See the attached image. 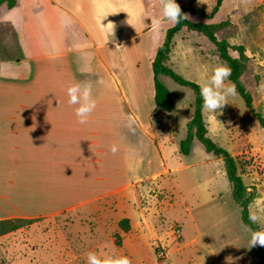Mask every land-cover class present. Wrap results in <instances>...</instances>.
<instances>
[{
  "label": "crops",
  "instance_id": "obj_1",
  "mask_svg": "<svg viewBox=\"0 0 264 264\" xmlns=\"http://www.w3.org/2000/svg\"><path fill=\"white\" fill-rule=\"evenodd\" d=\"M147 11L145 0H17L12 9L0 6V91L16 92H0V220L35 221L86 209L98 216L107 237L98 247L108 245L131 264L168 261L157 258L153 242L165 245L170 235L163 228L156 231L138 189L188 166L176 165L177 152L175 160L166 159L164 145L154 135L153 124L168 123L170 112L155 108L152 62L164 29L162 23H152ZM219 14L200 18L217 23ZM5 27L12 39L3 33ZM244 49L248 64L256 66L259 58L249 47ZM63 80L92 82L97 106L87 123L78 122L67 93L52 91V84L63 85ZM132 137L140 144L138 156L125 144L112 151L120 149L121 139L128 143ZM136 162L156 166L136 177ZM215 178L204 174L200 181L209 185ZM129 196L135 198L131 204ZM123 219L129 222L127 232L119 228ZM16 233L0 237L4 254L14 264H33L35 249L31 257L11 254L8 245ZM205 236L197 228L186 245L197 244L208 253L210 259L203 264H222Z\"/></svg>",
  "mask_w": 264,
  "mask_h": 264
},
{
  "label": "rangeland",
  "instance_id": "obj_2",
  "mask_svg": "<svg viewBox=\"0 0 264 264\" xmlns=\"http://www.w3.org/2000/svg\"><path fill=\"white\" fill-rule=\"evenodd\" d=\"M216 1L179 0L181 5H190L207 13L212 10ZM145 2L149 19L162 17L159 0ZM219 11L215 21H227L229 25L216 33L217 40H226L232 45H241L246 49L249 47L259 58L256 66L247 65L241 82L252 96L254 111L264 118V94L257 92V87L264 81V0H251L247 6L242 4L241 0H222ZM187 16L194 22H204L199 16L190 13H187ZM173 25L170 21L162 22L164 34ZM2 31L12 39V33L6 27ZM213 51L214 46L203 35L182 29L173 38L167 65L183 79L199 84L210 75L214 65L222 63L213 56ZM13 55L15 56L16 52ZM230 55L235 57L232 52ZM63 81V85L52 84V88H56L52 91L67 93L66 89L72 82ZM160 82L169 90L174 108L167 116L168 123L153 124L157 126V133L154 135L158 142L164 145L166 159L175 160L177 152L180 159L176 161V165L188 168L161 177L157 181L139 185L141 201L149 208L150 220L156 231L163 228L170 235L165 245L159 240L153 242L157 258L164 260L169 257L163 264H203L209 260L208 253L202 247L197 244L186 245L195 236L198 228L206 233L205 237L213 249L215 258L222 264H256V246L250 248V237L242 227L239 208L231 198V188L222 162L207 154L195 138L190 141L189 154L181 153V142L186 138L187 123L193 113V92L178 86L168 77L162 78ZM45 87L47 88L46 85ZM0 92L16 94L4 89ZM202 114L208 137L234 157L239 175L254 196L249 209L264 214V128L259 126L237 93L228 99V103L215 117L204 109ZM124 124L127 125L126 122ZM121 140L118 144V147L121 145L120 149L115 152L124 149L125 144L129 150L137 152L138 156L140 144L137 137L130 138L128 143ZM193 163L201 165L190 166ZM155 166L156 162L150 166L136 162L134 173L136 177H141L149 168L153 169ZM204 174L214 175L216 178L209 185H203L200 179ZM147 190L149 196L146 195ZM129 191L135 190L129 189L127 192ZM216 193L221 195L219 201V195ZM127 198L130 204L135 200L131 196ZM183 204H188V212ZM214 204L216 206L211 210L206 209ZM109 212L110 217H115V211ZM96 216H90L86 209H82L75 213L37 219L30 226L19 229V233L13 236L8 247L12 255L20 253L30 257L31 251L35 249L38 258L33 264H86L87 253L90 251L113 253L108 245L97 246V243L107 237ZM175 219L179 221L177 224L174 223ZM181 235L182 238L178 237ZM203 239L204 237L201 241ZM3 246L0 244V264H14V260L8 259L4 254ZM161 253L163 257L160 256ZM153 256L156 260V256Z\"/></svg>",
  "mask_w": 264,
  "mask_h": 264
},
{
  "label": "trees",
  "instance_id": "obj_3",
  "mask_svg": "<svg viewBox=\"0 0 264 264\" xmlns=\"http://www.w3.org/2000/svg\"><path fill=\"white\" fill-rule=\"evenodd\" d=\"M16 3L17 0H0V6L6 5L8 9L15 7ZM176 3L179 4L181 11L184 14L187 15V13H190L194 16H199L202 19L210 20L218 13L222 5V0H217L212 10L208 13L190 5H181L179 0H176ZM228 25L227 21L206 23L194 22L190 19H181L179 23H175L173 27L166 30L163 43L157 49L155 58L152 62L154 103L158 112L169 113L173 109L171 94L160 82L159 77L161 76L168 77L178 86L188 88L193 92V113L190 121L187 123L186 138L181 142V153L184 155L189 154L190 141L195 138L202 144L207 154L213 155L222 162L225 176L231 186V198L239 208L242 224L249 225L251 228L256 229L258 225L251 224L248 219L250 211L249 207L254 196L248 191V187L244 184L242 177L239 175L234 157L208 137L207 126L202 114L203 101L200 96L198 84L183 79L167 65L175 34L184 28L188 32H196L203 35L214 46L213 55L220 62L231 68V76L229 77V80L236 85V93L243 100L247 110L254 115L259 126L264 128V118L254 111L252 96L241 82V77L246 71L249 61L245 54L244 47L231 45L226 40H217L216 38V33L228 27ZM230 51L236 52L238 57L233 58L230 55ZM32 223L33 220L25 219L0 220V237L23 227H28ZM119 228L122 231L127 232L129 230L128 220H121L119 222ZM115 240L116 244L119 245L121 241L120 236L116 235ZM255 255L256 264H264V247L257 245Z\"/></svg>",
  "mask_w": 264,
  "mask_h": 264
},
{
  "label": "clouds",
  "instance_id": "obj_4",
  "mask_svg": "<svg viewBox=\"0 0 264 264\" xmlns=\"http://www.w3.org/2000/svg\"><path fill=\"white\" fill-rule=\"evenodd\" d=\"M242 4L247 6L251 0H241ZM162 17L153 18L152 23L159 25L162 21H170L179 23L181 19H188V16L182 13L179 4L176 0H159ZM231 76V68L226 64L220 63L214 65L210 70V75L198 84L200 96L203 101V109L211 116L215 117L216 113L222 109L230 97L236 95V85L229 80ZM226 81H228L226 83ZM97 83H103V80H98ZM68 103L75 107V115L78 122L85 124L88 122L89 116L95 110L97 101L93 96V84L91 81H82L70 84L67 89ZM257 92L264 94V81L257 87ZM129 126L133 121L129 117ZM115 147L112 151L115 152ZM251 224L258 225L256 229L249 225H242L245 232L249 234V245L255 247L257 245L264 247V214L249 211L248 216ZM87 264H131V260L124 255L108 252H88Z\"/></svg>",
  "mask_w": 264,
  "mask_h": 264
},
{
  "label": "built area",
  "instance_id": "obj_5",
  "mask_svg": "<svg viewBox=\"0 0 264 264\" xmlns=\"http://www.w3.org/2000/svg\"><path fill=\"white\" fill-rule=\"evenodd\" d=\"M161 257H163L162 253L160 254Z\"/></svg>",
  "mask_w": 264,
  "mask_h": 264
}]
</instances>
